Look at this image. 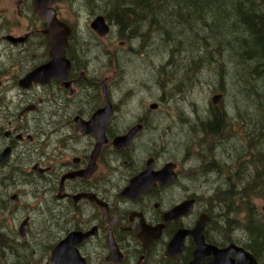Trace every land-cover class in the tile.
I'll use <instances>...</instances> for the list:
<instances>
[{"label": "flooded vegetation", "instance_id": "obj_1", "mask_svg": "<svg viewBox=\"0 0 264 264\" xmlns=\"http://www.w3.org/2000/svg\"><path fill=\"white\" fill-rule=\"evenodd\" d=\"M15 2L16 5H10L9 0H0V154L8 150L7 160L0 163V169L35 176L39 203L55 208L56 218L65 214L67 231L62 237L73 230L90 232L77 244L85 264H191L195 249L191 235L185 236L179 254H168V243L178 229H192L201 213L208 215L203 232L206 243L219 249L234 243L223 238L218 229L216 217L220 213L210 215L199 205L197 194L185 193L177 201L167 200L168 188L177 180L183 187L201 184L199 180L180 179L179 165L189 173L200 166L185 156L180 160L163 156L154 147L153 139L147 134L156 108L150 105L136 108L132 114L130 110H120L119 102L110 97L108 76L104 79L111 115L104 128L106 140L98 148L99 127H89L87 132L77 127L78 121L89 123L106 104L102 92L105 81L101 77L95 84L89 77L92 59L88 58L81 37L67 39L64 52L69 71L63 79L22 83L28 74L50 61V46L42 34L46 23L36 15L33 0ZM260 2L264 10V0ZM57 16L64 21L58 11ZM67 24L72 33L74 27ZM91 32L95 39L101 38ZM123 114L131 115L124 124ZM135 125H140V130L133 135L130 145L116 148L114 138ZM149 159L153 170L174 162L176 180L165 185H159L158 180L147 183L138 197L123 194L129 181L145 169ZM68 174L74 176L64 178ZM7 195L10 202H19V192ZM191 197L195 201L189 213L178 220L165 221L164 214L170 208ZM36 209L37 216L47 217L37 204ZM162 224L156 234V227ZM22 238L27 240L25 236ZM212 258L213 255H205L192 264H208ZM257 264L263 263L257 261Z\"/></svg>", "mask_w": 264, "mask_h": 264}, {"label": "trees", "instance_id": "obj_2", "mask_svg": "<svg viewBox=\"0 0 264 264\" xmlns=\"http://www.w3.org/2000/svg\"><path fill=\"white\" fill-rule=\"evenodd\" d=\"M86 1L92 2L89 8L91 15H103L117 33V39L129 41V51L134 53L146 51L151 41H156L155 44L160 43L163 46L159 51L166 53L165 56L168 58L158 66L159 90L180 88L185 80L184 73L192 74L195 69L194 64L200 65L202 69L214 62L216 74H219L221 69L224 70L218 78L224 81L225 85L231 84L235 75L238 76L239 81L236 84L237 87L239 85V89L235 91L244 99L245 107H252L253 111L243 112L246 108L241 107L244 109L234 108V112L230 113L226 111L222 103L213 107L212 113L210 111L208 115L206 114L207 116L198 115L196 110L194 124L189 117L186 118L187 122L191 121L190 125L197 137L191 140L188 149L193 146L198 148L202 167L207 162V167H210L211 171H225L226 167L219 165L215 159H211L212 152L222 141V137H228L231 132L236 133L237 128L242 129L243 126L240 125L242 123L246 126L243 131L248 132L249 139L246 146L242 147L245 154H240V157L245 158L246 163L252 166L253 173L248 172L250 180L240 188L234 185L224 190L216 188L214 195L221 205L218 209L219 218L216 217V219L221 234H233L238 230L234 227H241L242 230H239V233L245 241L229 238L228 242L232 241L244 246L258 262L264 261V218L254 207L253 202L257 197H264V10L260 0ZM74 35L73 30L70 37ZM187 44L191 45L189 49L186 48ZM113 49L109 52V59L115 56ZM197 52L201 54L200 60L194 58ZM178 60L187 61L185 62L187 65L183 63L185 68L180 66ZM228 61L232 62L234 68V73L229 75L230 83L227 80ZM205 62L208 63L205 64ZM116 68L114 66L113 70ZM175 68H177L175 83L173 88H169L170 84H166V81L168 83L171 78H174ZM256 85H260L263 89L256 90ZM219 91L227 92V89L220 87ZM231 125H236L237 128L232 130ZM241 162L242 160L238 159L236 167H240ZM7 178L8 182L11 180V175L9 174ZM12 203L14 206L18 205V202L9 201V206L0 202V211L10 208ZM232 209H235L236 217L231 215ZM42 211V214L47 216L42 220L40 218L38 229L42 234H48L47 230L51 231L50 221L58 226L57 233L48 234L50 241L46 246L43 245L47 256L55 242L67 231V225L59 227L66 220L65 214L62 213L56 218L55 208L51 205H45ZM207 211L210 215L211 212L214 213L211 208ZM50 216L53 221L49 220ZM15 235L16 232H6L0 226V264H43L40 259L34 258L27 243H25L27 246L25 255L17 251ZM36 237L38 236L35 234V239ZM46 264H52L49 258Z\"/></svg>", "mask_w": 264, "mask_h": 264}, {"label": "rangeland", "instance_id": "obj_3", "mask_svg": "<svg viewBox=\"0 0 264 264\" xmlns=\"http://www.w3.org/2000/svg\"><path fill=\"white\" fill-rule=\"evenodd\" d=\"M9 4L16 5V2L15 0H9ZM90 4H92V2L86 0H59L56 7L60 16L66 22L70 23L69 25L74 27L75 35L72 36V38L81 37L85 41V52L88 58L92 59L88 67L89 77L97 84L99 78L102 77L101 79H104L110 76V80L107 81L110 89L108 90L110 94H112L110 97L114 101L119 102L120 110H130L132 114L135 112L136 108H148L149 104L152 102L158 104L155 111L152 112L154 116L152 119V127L148 130L149 133L147 134V136L150 135L155 142L156 146L154 145V147L161 150L163 156L166 155L179 160L181 157L185 156L190 158L196 165L200 166V168L189 173L187 168L179 165L180 179L187 178L192 181L199 180L201 184L199 187H183L177 180V183L168 188L167 200L173 202L177 201L185 193H195L197 194L199 205H203L206 211L208 208L209 210L211 208L214 212L220 213L218 209L221 205L216 201L214 195L216 188L219 187L224 190L231 185L240 188L249 182L250 177L248 176V172L250 174L253 173L252 166L246 163L247 161L245 158H242V156L240 157V154H245L242 147L246 146L247 140L249 139L248 132L243 131L246 126L242 123L240 125H242L243 128L240 129L237 128L236 125H231L232 130L237 128L239 131L236 129V133L233 134L231 132L228 137H222V141L215 146L214 152H212L213 154L211 153V159H215L218 161L219 165L222 164L226 169L225 171L217 170L213 172V170H210V167H207V162L206 165L204 164V167H202L203 164L200 161L201 157L198 148L193 146L188 149L191 140L197 138L196 134L193 133L195 130L190 124L191 121L192 124L196 122L193 120L196 110L198 115L204 116V113L207 115L210 111L212 113L213 107L221 103L224 105L226 111L230 113L234 112V108H246L244 99L236 92L239 89V85L237 87L236 84L239 81L238 76L235 75L233 78V74V82L225 85L224 81H220V78H218L221 73H224V70L221 69L219 74H216L214 68L216 64H214V62L202 69L200 65L195 66L194 64L193 66L195 69L192 74L190 72L184 73L185 80L182 85L179 84L180 88L177 90H159L158 79L160 73L158 71V66L168 58L165 56L166 53L159 51L163 46L160 43L155 44L156 41H151L146 51H141L143 53L131 52L128 49L129 41L118 40L117 33H115L112 26L107 35L102 36L100 39H95L88 25L97 14H90ZM190 47V44L186 45V48L189 49ZM112 49L114 50L113 54L115 55V59H109V52ZM199 56H201V54L197 52L194 58L200 60ZM181 57L184 58L183 56ZM178 62L181 67L185 68L184 64H186L185 62L187 61L181 62V60H178ZM206 63L208 62H205V64ZM114 66L117 67L115 70H113ZM227 66L229 71L227 80L230 83L231 80L229 75L234 73V68L232 62L229 63V61ZM176 69L177 68L174 69V78H171L168 83L166 81V84H170L169 86L167 85L169 88H173L175 83ZM104 81L106 83L105 79ZM220 87L226 88L227 92H220ZM256 87L258 91L263 89L260 85H256ZM218 93L223 95V97H221L220 101L217 103H212V96ZM245 111L247 113L251 112L253 108L247 107L243 112ZM124 115L125 114H123L121 118L122 124L131 118V115ZM187 117H189L191 121L187 122ZM156 129L157 131H155ZM237 158L242 160L240 167H236ZM222 166L221 169H223ZM9 174L11 175V180L7 182ZM0 185L2 186L0 188V202L7 206H9L7 194L19 192L18 205L14 206L12 203L13 205L10 204V208L8 207L5 211H0V226H2L6 232H16L14 241L18 245L17 251L21 255L27 253L25 250L27 249L25 243H27L34 254V258L40 259L43 264H46L50 254L49 252L46 256L44 251V247L50 241V239L48 240V234L51 235L53 233V235H55L58 231V229L56 230L58 226L50 221L49 226L52 229L51 231H46L47 233L49 232L48 234H42L38 229L42 218L37 216L39 211L35 206L37 204L40 207V211H42L45 209V204L39 203V198L35 195V176L25 172H15L11 169H0ZM253 202L254 207L259 210L260 215L264 218V197H257ZM232 211L231 215L236 217L237 213L235 209H232ZM27 215L31 217V220L25 235L27 240L24 241V238L18 235V226ZM49 220H52L51 216ZM65 225H67V223L64 221L59 227ZM234 228H238V230L236 229L237 231L233 234L227 232V234L223 233L222 237L227 241L229 238H234L236 241L241 242L245 241V238L239 233V230H242L241 227L236 226ZM231 231L234 230L231 229ZM35 234L38 236L36 239ZM34 241H36V243ZM262 263L264 264V261H262Z\"/></svg>", "mask_w": 264, "mask_h": 264}, {"label": "water", "instance_id": "obj_4", "mask_svg": "<svg viewBox=\"0 0 264 264\" xmlns=\"http://www.w3.org/2000/svg\"><path fill=\"white\" fill-rule=\"evenodd\" d=\"M58 0H33L34 11L36 15L46 23V27L42 30L48 45L50 46L49 55L50 61L41 67L36 68L28 74L22 81L23 84L28 85L32 80L46 82L51 78L63 79L69 71V62L65 58V46L67 38L71 33L70 27L58 19L57 12L54 5ZM90 28L99 35L104 36L109 32V25L102 15L95 16L89 24ZM102 92L105 95L106 104L99 109L92 117L89 123L82 124L78 121L77 127L84 132L89 131V127H99L100 141L98 148L106 140L104 135V128L111 115L110 102L107 99L106 85L103 82ZM222 95L215 94L211 101L217 103L220 101ZM150 107L155 109L156 103L150 104ZM140 125L133 126L127 133L119 135L114 138L113 144L116 148L130 145V141L138 131ZM8 157V150L0 154V163H5ZM176 164L174 162H166L159 170L152 169V159L147 160L146 167L136 176H134L129 184L122 192L125 195L138 197L145 189L146 184L158 180L159 185L172 183L176 180L177 174L175 172ZM74 174H68L64 178L73 177ZM16 199V195H13ZM194 198L186 199L172 208L165 214V221L178 220L180 217L186 215L192 210ZM208 221V216L201 213L190 230L178 229L168 243V254H179L183 246L186 235H191L194 240L195 249L193 252L194 258L192 263L202 260L205 255H213L212 260L208 264H257L253 254L245 250L243 247L231 243L228 246L219 249L213 244H208L204 240L203 232ZM29 226V217H25L18 227V232L21 237L26 234V228ZM163 227V224L156 227V234H158ZM137 232V231H136ZM138 233V232H137ZM90 232L82 233L78 230L68 232L61 240H59L51 250L50 261L53 264H85L81 257L77 244L84 240ZM110 241V237L108 238ZM230 255H233L231 258Z\"/></svg>", "mask_w": 264, "mask_h": 264}, {"label": "bare ground", "instance_id": "obj_5", "mask_svg": "<svg viewBox=\"0 0 264 264\" xmlns=\"http://www.w3.org/2000/svg\"><path fill=\"white\" fill-rule=\"evenodd\" d=\"M126 95V94H125ZM236 189V188H235ZM233 212V211H232Z\"/></svg>", "mask_w": 264, "mask_h": 264}]
</instances>
